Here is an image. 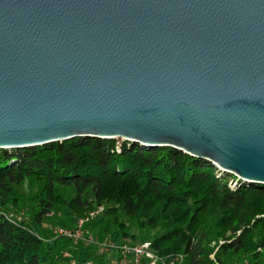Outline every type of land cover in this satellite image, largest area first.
<instances>
[{
	"label": "water",
	"instance_id": "water-1",
	"mask_svg": "<svg viewBox=\"0 0 264 264\" xmlns=\"http://www.w3.org/2000/svg\"><path fill=\"white\" fill-rule=\"evenodd\" d=\"M77 137L264 185V0H0V150Z\"/></svg>",
	"mask_w": 264,
	"mask_h": 264
},
{
	"label": "trees",
	"instance_id": "trees-1",
	"mask_svg": "<svg viewBox=\"0 0 264 264\" xmlns=\"http://www.w3.org/2000/svg\"><path fill=\"white\" fill-rule=\"evenodd\" d=\"M98 207L84 225L97 239L133 241L130 223L152 233L140 242L160 256L183 255V264H264V185L171 147L128 141L77 137L0 150V264H63L65 251L75 264H112L96 247H73L42 227L73 228Z\"/></svg>",
	"mask_w": 264,
	"mask_h": 264
},
{
	"label": "built area",
	"instance_id": "built-area-1",
	"mask_svg": "<svg viewBox=\"0 0 264 264\" xmlns=\"http://www.w3.org/2000/svg\"><path fill=\"white\" fill-rule=\"evenodd\" d=\"M233 187L235 184L232 185ZM102 212V207L90 211L83 218H80L73 228L56 227L51 229L55 238L64 237L69 240L73 247L79 243L92 245L104 253H112V264H183L184 256L181 254H172L168 256H160L151 247L150 243H115L107 235L103 240H99L93 235L84 231V225ZM12 218V215L9 217ZM17 220L21 216H14ZM65 262L63 264H75V260L71 257L70 252L65 251L62 255Z\"/></svg>",
	"mask_w": 264,
	"mask_h": 264
},
{
	"label": "rangeland",
	"instance_id": "rangeland-1",
	"mask_svg": "<svg viewBox=\"0 0 264 264\" xmlns=\"http://www.w3.org/2000/svg\"><path fill=\"white\" fill-rule=\"evenodd\" d=\"M114 141L116 142V144H117V146H119V145H121L122 143H123V140H121V139H114ZM219 172L220 173H223V172H221L220 170H219ZM33 190L34 189H32L30 186H28V185H26L25 186V188H24V196L25 197H29L31 194H32V192H33ZM13 214L15 215V216H23V214L21 213V212H13ZM42 227L46 230V232H47V234L49 235V236H51V238H53V239H55V237L53 236V232L51 231V229H55L56 227H59V226H54V225H52V223L51 222H48V221H46L43 225H42ZM62 228H65V227H62ZM68 229H70V228H68ZM127 231L130 233V234H132L134 237H135V239L132 241V240H130V239H126V240H119V242H126V243H139L140 241H141V239H142V237L143 236H150V238L152 237L151 235H152V233H149L148 231H145V230H140V229H138L136 226H134V225H132V224H128V229H127ZM60 238H64V237H60ZM65 239V238H64ZM100 241H101V239H99ZM95 252H96V254L98 255V257L101 259V260H103V261H110V263H112L111 262V260H112V256H113V254L112 253H104V252H102V251H100L99 249H97V248H95ZM71 257H72V255H71ZM73 258V257H72ZM109 258V259H108Z\"/></svg>",
	"mask_w": 264,
	"mask_h": 264
}]
</instances>
